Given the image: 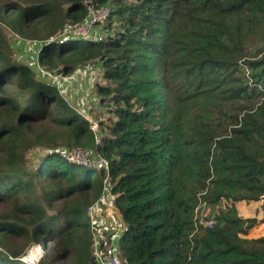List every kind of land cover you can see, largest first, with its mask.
<instances>
[{
  "label": "trees",
  "instance_id": "1",
  "mask_svg": "<svg viewBox=\"0 0 264 264\" xmlns=\"http://www.w3.org/2000/svg\"><path fill=\"white\" fill-rule=\"evenodd\" d=\"M84 2L0 0V264L40 243L54 253L42 264H90L88 209L105 193L128 264H264V236L245 245L197 221L200 205L264 187V0H98L111 8L100 42L65 35ZM91 68L96 130L52 79ZM77 150L108 169L62 155Z\"/></svg>",
  "mask_w": 264,
  "mask_h": 264
},
{
  "label": "rangeland",
  "instance_id": "2",
  "mask_svg": "<svg viewBox=\"0 0 264 264\" xmlns=\"http://www.w3.org/2000/svg\"><path fill=\"white\" fill-rule=\"evenodd\" d=\"M3 29L5 35L8 37L7 39L12 43L16 38L9 33L13 32L4 25ZM76 39L84 41V39L81 38ZM260 39V37H255L250 42L252 49L261 46L259 45L262 41ZM70 40L76 41L75 39ZM14 46L16 47L15 49H17V53L21 54L22 62L24 64L29 63L28 60L32 54L28 52H31V47L24 46V43L18 42L14 43ZM25 50L28 52H25ZM27 55H29V57H27ZM43 73L45 74L44 71ZM100 76L101 72L98 69L91 68L62 78L56 76L52 77L53 83L59 87L62 97L73 105L74 109L79 111L86 119H89V123L92 127H97V122L94 117H102L104 110V106H101V103L99 102L95 88V83ZM34 130H36V128H34ZM38 149L40 148H35L28 154L32 165L35 163L33 156L37 153ZM88 156L91 157L92 160L90 161L91 166H95V158L92 155ZM80 160L83 163V160ZM96 177H98V175ZM261 188L262 189L258 190L254 196L250 197V199L243 200L242 202L231 203L222 201L217 205H200L197 209V221L204 228L205 223L212 220L214 224L213 227L223 225L228 233L236 236L240 242H243L245 245H254L259 238L264 236V187ZM258 198L259 200H256ZM112 202L111 197L105 193L99 202L96 203L95 211L98 210L99 212H96L95 214L94 211L91 216V219L93 218L92 229L95 232V251L98 249L102 255L105 256L117 253L118 241L122 234L121 218ZM254 218L258 220V225L249 229L247 234L243 235L240 232V221H247ZM232 221H235L238 225H233ZM30 249L25 255L28 254ZM45 252L46 255L42 261H45L47 258L50 259L54 254L51 249L48 251L46 246ZM25 255H23V257ZM72 263H74V259L69 261L68 264Z\"/></svg>",
  "mask_w": 264,
  "mask_h": 264
},
{
  "label": "built area",
  "instance_id": "3",
  "mask_svg": "<svg viewBox=\"0 0 264 264\" xmlns=\"http://www.w3.org/2000/svg\"><path fill=\"white\" fill-rule=\"evenodd\" d=\"M98 0H85L84 5L88 11L85 21L77 23L73 26L67 27L65 30V35L72 36L74 38H81L84 41H103L109 35V30L107 29L108 19L111 14V8L107 5L98 6ZM97 124V123H96ZM92 130H96L97 127H92ZM63 157L69 161H76L82 163H87L91 166V157L87 155L82 150H77L71 154L64 153ZM94 157V156H93ZM94 162L96 165L93 167L108 169V162L103 159H97L94 157ZM99 202V201H98ZM96 209V203L88 209V214L92 216ZM93 220V218H92ZM213 221H207L205 223L204 229L213 228ZM39 248V252L37 249ZM46 255L45 247L41 244H34L27 255L22 258L24 264H42V260ZM90 264H128L127 261L122 259L117 253H112L109 256L102 255V253L96 249L94 253V259Z\"/></svg>",
  "mask_w": 264,
  "mask_h": 264
},
{
  "label": "water",
  "instance_id": "4",
  "mask_svg": "<svg viewBox=\"0 0 264 264\" xmlns=\"http://www.w3.org/2000/svg\"><path fill=\"white\" fill-rule=\"evenodd\" d=\"M22 258H23V257H21V258L19 259L21 262H22Z\"/></svg>",
  "mask_w": 264,
  "mask_h": 264
},
{
  "label": "crops",
  "instance_id": "5",
  "mask_svg": "<svg viewBox=\"0 0 264 264\" xmlns=\"http://www.w3.org/2000/svg\"><path fill=\"white\" fill-rule=\"evenodd\" d=\"M96 212H99V211H98V210H96V211H95V214H96Z\"/></svg>",
  "mask_w": 264,
  "mask_h": 264
},
{
  "label": "bare ground",
  "instance_id": "6",
  "mask_svg": "<svg viewBox=\"0 0 264 264\" xmlns=\"http://www.w3.org/2000/svg\"><path fill=\"white\" fill-rule=\"evenodd\" d=\"M37 252H39V249H37Z\"/></svg>",
  "mask_w": 264,
  "mask_h": 264
},
{
  "label": "clouds",
  "instance_id": "7",
  "mask_svg": "<svg viewBox=\"0 0 264 264\" xmlns=\"http://www.w3.org/2000/svg\"><path fill=\"white\" fill-rule=\"evenodd\" d=\"M23 263V262H22ZM24 264V263H23Z\"/></svg>",
  "mask_w": 264,
  "mask_h": 264
}]
</instances>
